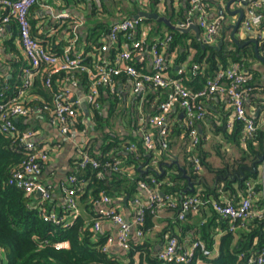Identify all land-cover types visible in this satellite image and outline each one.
Wrapping results in <instances>:
<instances>
[{
  "label": "built area",
  "instance_id": "obj_1",
  "mask_svg": "<svg viewBox=\"0 0 264 264\" xmlns=\"http://www.w3.org/2000/svg\"><path fill=\"white\" fill-rule=\"evenodd\" d=\"M37 0H0V34L8 31L10 25L17 29V40L23 51L26 63L21 68V81L17 90L9 96L0 93V131L13 133L19 139L20 152L25 156L20 167L12 171L9 182L24 190L28 197H33L39 188L42 189V212L45 218L65 224L81 213V206L77 199L79 187L77 174H70L64 183L65 209L68 214L59 215L55 210H49L51 204V187L43 184L44 166L51 158L49 144L37 140L39 130L31 125L22 127L18 121L32 118L38 114L48 117L49 122L58 128L61 135L73 138L77 131L86 133L83 124H86V112H97L98 115L106 113L103 100L104 90L120 96L119 87L130 86L134 94L140 93L145 87L155 89L165 88V98L159 102V108L154 113H141L140 123L147 125L142 129V144L145 150L156 148L157 141L162 148L169 147L167 137L171 131L170 115L174 108L181 107L185 125L190 129L189 143L196 147L201 142L199 124L207 117L206 99L215 95L224 96L229 102L232 115L228 121L230 127L237 120L244 123V138L251 137L258 127L256 119L248 114L247 104L253 94L254 83L252 74L239 61H234L227 67H220L210 76L203 87L192 89L184 83L185 67L177 69V74L168 72L166 48L170 46L171 35L158 38L153 41H145L147 34H138V27L143 22L142 17L124 16L110 25V29L103 43L96 47L95 44L86 52L85 49H77L80 26L82 20L76 22L71 30L72 38H67V43L61 51L46 47L41 38L32 33L30 11ZM142 5L147 0H139ZM247 2V12L242 20L243 27L247 31L257 33L262 40V54L264 55V0H240ZM99 2V0H97ZM210 2L207 0H189L187 20L183 23L188 26L196 22L205 34L211 37L217 35L224 21V14L212 17L210 15ZM58 18H65L66 13H60ZM124 37L127 46H121L120 38ZM116 45V46H114ZM115 51H112V47ZM109 52V53H105ZM151 55V66L148 69H140L138 63ZM195 72L200 66L193 65ZM42 72L44 86L53 91L50 102L32 105L23 98L35 82L36 76ZM77 72H83L86 76L84 83ZM64 73L59 84L55 86L54 78ZM9 78V77H8ZM7 77L1 80L3 87H8ZM2 96V97H1ZM87 103L88 110L83 107ZM24 122V121H23ZM158 130V137L151 129ZM133 151L138 148L136 141H131L126 147ZM106 156L108 169L116 172L124 171V161L116 155L114 150L108 151ZM80 168L88 164L97 167L100 161L91 155L88 150L80 151ZM154 160V159H153ZM194 169L201 171L203 165L198 154L191 157ZM259 176V175H258ZM162 182L155 177L150 181L141 180L139 187L146 190L148 198L144 201L136 196V213L132 221L127 220L113 203L110 194L102 193L97 205L104 206L99 209L93 224L95 233H99L102 220L109 218L118 225L116 238L110 236L103 247L109 250L110 244L117 242L123 249L131 247L132 232L141 238L145 235L140 225L144 223L147 212L157 214L158 211L170 205L178 207V218H186L189 212L200 211L203 207L211 208L220 218H228L230 230L235 229L236 221H249L254 217L264 219V178H248L246 189L239 200H218L204 198L200 192L187 193L178 203L171 194L160 190ZM260 187H259V186ZM190 246L183 248L179 237H168L164 248L159 252L158 258L164 263H188L193 260L196 249L200 248L204 254H211L204 240L198 238L190 242ZM58 246L68 247L67 240L57 243ZM248 264H264V248L257 254L248 256ZM0 264L2 261L0 260Z\"/></svg>",
  "mask_w": 264,
  "mask_h": 264
},
{
  "label": "trees",
  "instance_id": "obj_2",
  "mask_svg": "<svg viewBox=\"0 0 264 264\" xmlns=\"http://www.w3.org/2000/svg\"><path fill=\"white\" fill-rule=\"evenodd\" d=\"M188 8L189 4L177 12L173 10L170 13L168 9L161 11L154 2H150L146 5L135 6L134 11L128 16H133V13L140 10L157 11L169 16L172 23L177 24L179 21L184 23L187 20ZM98 11L101 12L100 10ZM144 21L145 23H150V32L147 36V41L150 42L171 35V46L166 48V52L169 54L175 48H181L175 64L182 66L183 63H186L184 83L187 87L192 86V89L203 87L206 80L217 69L227 67L234 61L241 62L252 74L254 80L255 71L249 67L247 60L251 58L256 59L257 56L246 47L230 48L227 42H224L219 49L208 44H205V47H203L202 41L194 33L180 32L177 29L165 25L163 21L153 18H145ZM165 26L167 30L163 31ZM96 27L98 32L94 33L95 38L90 41L91 43H86L88 45L87 52L88 48L90 49L93 44L99 47L103 43L102 41H104L101 39L102 36L106 38V34L110 29L109 24L103 21H100ZM32 33L37 36L34 26H32ZM17 37L18 33L15 28L13 38L17 39ZM56 41L55 34H52L48 39L44 38L41 40L48 48L56 44ZM258 41L262 44L261 38L258 37ZM61 44L63 42L56 44L55 50L61 51L63 48ZM10 45L13 50H16L18 56L13 61L15 69L11 71L9 78L1 68L2 65H0V93L3 91L6 94L5 96H9L17 90L16 87L21 81V68L26 63L20 50L16 48L15 43L10 42ZM194 64L200 66L198 72H195ZM171 71L173 75L177 74L175 66ZM77 75L86 83L87 78L83 72H77ZM63 76L64 73L55 76V86L59 84L58 80ZM6 77L8 87H3L1 80L5 81ZM187 77L193 79L192 83L186 82ZM43 79V73L39 72L33 86L23 98L29 104H42L43 102H50L52 100L53 91L44 86ZM166 93L167 89L165 88L156 89L155 98H159L160 102L165 98ZM102 98L108 102L109 108L107 113L98 115L97 112H94L89 117L87 116L93 126L92 131L97 132L99 130L100 136L96 137V140L99 141L101 139L102 143L95 146L96 140H94L89 147H86L91 155L99 159L100 165L94 167L88 164L86 167L80 168L79 164L81 159L78 158L74 163V171H71V174L78 175V181L75 186L79 187L77 199L82 209L96 218L98 215H96L97 201L100 200L102 193H108L114 196V200L117 196L132 195L138 191L141 180L150 181L151 177H155L158 181L162 182L160 190L166 194L173 195L178 206V203L187 194L184 190L186 189V184L188 185V178L183 176V172L179 167L175 163L170 165L164 162L167 156H162L161 160L157 159L156 162H153V150H145L142 144V137L141 140L139 136L133 135L120 137V134L115 133L113 130L116 120L119 118L123 119L126 114L125 112H127L130 115L129 119L132 121V125L138 131L140 126H142V123L139 122L140 108L138 102H134V108L129 109L123 107V99L117 96L116 93H109L107 96L103 95ZM144 107L146 114L152 112L150 107H146L145 104ZM123 122L125 123V121ZM18 123L24 127L20 121ZM177 125L178 123L174 125V129L178 128ZM182 129L184 137L189 140L190 129L185 124ZM243 130L244 123L237 120L233 126L232 133L226 132L239 146H241L242 142L245 146L242 148L243 155L230 164L232 167L228 166V163L225 166L214 167L207 161L205 152L200 148L203 140V134H201V142L197 145L195 151L200 156L202 165L215 172L218 176L219 185H222H218L215 188L205 187L199 190L204 198L223 200L220 197V193L224 190L230 191L232 195L237 194L238 190L245 192L246 180L248 178L258 177L259 165L261 163L259 158L264 154V128L257 127L252 136L247 138H244ZM170 135L171 131L167 137L168 140ZM131 141L138 143L136 150L130 151L125 148ZM16 145H19V139L13 133L0 131V260L2 264H174L160 261L158 257L152 254L151 245L137 239L131 240V247L124 254L104 250L103 247L107 239L99 233H95L93 230L95 218H88L85 212H81L67 224L64 222L56 223L46 219L41 209L42 199L28 197L24 190L9 182L12 171L20 167L25 159L24 154L20 152L21 147H17ZM112 149L117 156L124 160V165L134 168L133 178H129L122 172L108 169L107 162H109V158L106 156V153ZM194 153L187 152L185 154V159L190 168H188L190 178L193 182H204L205 180L203 179L201 171H197L193 167L191 157ZM142 164L149 165L148 173H141L139 171L138 167ZM164 165L168 167H164ZM160 166L161 169H159ZM230 168L234 169V171H230ZM232 175H235L234 179L231 178ZM243 176L245 178H242ZM194 192H198V190L194 189L188 193ZM113 203L115 205L114 201ZM52 204L53 202L51 201L49 210H55ZM166 207L173 210L174 215L178 216V207L170 205H166ZM58 213L59 215H63L68 214V211L63 207ZM156 215L147 212L144 223L140 225L144 233L154 226V217ZM205 223L201 230L202 238L210 250L214 242L213 233L215 229L213 228L220 225L224 230L221 237L219 254L206 255L200 248H197L192 261L180 264H197L198 260L202 261L201 264H248V256L257 254L264 248V219L254 217L245 222L236 221L234 223L235 229L230 230L229 219L220 218L218 214L212 212L208 221ZM64 240L69 242L68 247L57 245L58 242Z\"/></svg>",
  "mask_w": 264,
  "mask_h": 264
},
{
  "label": "crops",
  "instance_id": "obj_3",
  "mask_svg": "<svg viewBox=\"0 0 264 264\" xmlns=\"http://www.w3.org/2000/svg\"><path fill=\"white\" fill-rule=\"evenodd\" d=\"M207 1H209L211 4L210 15L212 17L221 14V6L225 10L222 26L225 24L226 26H229V28L225 29L226 35L224 42L229 43L228 46L230 48L246 47L249 51H253L257 56L256 59L251 58L247 60L249 67L255 71L253 80L255 89L247 104V112L256 119L258 127L264 128V62L257 55L255 50L257 42L259 52L262 54V44L260 41H258V35L255 32L245 30L243 24H241L240 28L236 32V35L239 39V44L236 43L231 39L230 33L233 29L231 25L235 23L239 14H230L228 11H226L227 0ZM150 2H154L161 11L168 9L170 13H172L173 10L177 12L181 10L182 7H187L189 4V0H147L143 5H146L147 3L149 4ZM137 5L142 6V3L139 0H99V2H97V0H37L35 5L31 8L30 21H32V26H34V30L37 32V36H39L41 40L44 38L48 39V37H50L52 34H55L57 39L56 44L63 42L61 45L64 46V44L68 42L67 38H72L73 35L71 34V30L74 28L76 22L82 20L83 24L80 26L78 33L79 39L76 45L77 49L86 50L88 46L86 43H91L90 41L95 38L94 33L98 32L96 26L100 21L107 22L110 26L117 19L131 14ZM240 7H242V4L239 0L233 2L231 5L232 9ZM97 9L101 12H99ZM244 9L246 15L247 6H245ZM138 12L133 13L132 15L135 16ZM60 13H66L68 16L65 18H58L57 15ZM160 14H162V12H160ZM144 19L138 27V34H147L148 36L150 32V23H145ZM222 28L223 27L220 28V31L217 33V35L212 37V44L219 42L221 37L224 36ZM165 30H167L166 26L163 28V31ZM14 32L15 25H10L7 32L0 34V65H2L1 68L8 75V77L11 76V71L15 69L13 61L16 56H18L16 50L12 49L10 42L15 43V46L20 50L22 57H25L18 40L13 38ZM191 33L195 34L194 31H191ZM202 35H206L205 32H202ZM104 37L105 36H102L101 39L104 40ZM145 41L147 42V37L145 38ZM120 43L121 46H127L123 36L120 38ZM56 44L52 45L50 48L55 49L57 46ZM114 46L112 47L113 52L115 51ZM180 49V47H177L169 54L165 51L168 62V72L170 74H173L171 69L174 66L176 70L181 67L180 64H175V60L179 55ZM147 55V58L144 60L140 59L139 63L137 64L140 69H148L151 66V55L149 52ZM182 66L185 67L186 63H183ZM62 78L57 79L60 81ZM192 81L193 79L189 77L186 82L192 83ZM189 87L193 88L192 86ZM119 91L120 97L123 99V107L125 108L133 109L134 102H138L140 114L146 113L144 111V104L146 107H150V110L152 111L150 113L157 111L159 108V98H155L156 89L153 87H145L140 93L137 94L132 92L130 86L119 87ZM109 93L110 92L104 90V95L107 96ZM104 103L107 113L109 105L106 99L104 100ZM205 105L207 117L199 124L200 132L203 134V140L201 144L199 143L200 148L205 152L207 161H209L214 167L225 166L227 163L229 164L228 166L232 167L230 164L243 155L242 148L245 146L243 142L241 143V146H239L236 142H234L232 137L226 134V132L232 133L233 131V126L230 127L228 125V121L232 115L231 106L227 99L221 95H215L206 99ZM86 113L88 117L91 115L90 111H87ZM125 113L126 114L123 117L124 120L122 118L116 120L113 130L115 133L120 134V137L133 135L139 136L141 140L142 129L147 128V126L142 125L138 131H136V127L132 125V121L129 119V113ZM87 116L86 119L88 120ZM122 120L125 121V123ZM20 122L23 126L31 125L36 127L39 130L37 140L49 144L51 149V158L44 166L41 180L43 181V184L51 187V201L53 202L52 205L55 210L59 212L63 207H65L64 183L67 181L71 171H74V163L80 157L81 149L87 146L89 147V145H91L93 141L96 140V137L100 136V133L98 131H93L90 135L86 136V133L77 131V134L73 138L68 139L67 137L61 135V133L58 131V128L52 125L49 122L48 117L43 114H38L32 118L22 119ZM87 122L88 123L86 124L90 125L89 120ZM170 123L171 135L169 137V147L162 148L160 142L158 141L159 144L157 143L156 148L153 150V162H156L157 159L161 160L162 156H167L164 162H167L170 165L175 163V165H177V167H179V169L183 172V176H185L184 170L187 174H189L190 169L188 162L185 159V154L187 152H195L194 154H197L195 151L197 146L195 148L192 147L188 138L184 137L182 127L185 124V119L181 107H176L173 109L170 115ZM176 123H178V128L174 129V125ZM151 131L154 133V135H156V137H158V130L156 128L151 129ZM100 143H102L101 139L99 141L96 140L95 146L100 145ZM164 167L168 166L164 165ZM138 168L141 173L149 172V165L142 164L139 165ZM230 171H234V169L230 168ZM134 172V168L124 165V171L122 172L124 175L128 176L129 178H133ZM167 173H169V171H167ZM201 174L203 175V179L205 180L204 182L206 184L203 181L194 182L195 189L198 191L204 189L205 187L215 188L219 185L218 176L215 172L203 167ZM258 175L261 176V179L264 178V163L262 162L259 165ZM187 186L188 185L186 184L185 187ZM243 194L244 192L242 190H238L237 194L233 195L230 193V191L224 190L220 193V197L223 200H239ZM136 196H139L144 201H146L148 198V193L146 190L138 187V191L132 195L126 194L122 197L117 196V198L115 197V200L113 198L114 196L111 195L117 209L129 221L133 220L136 213L137 208L134 202V198ZM33 197H35V199L41 198H36V193ZM102 207L104 206H96V215L99 213V209ZM81 212H85V210L82 209V206ZM211 214V208L205 206L200 211L189 212L186 218L180 219L178 216L174 215L173 210H170L164 206L154 217V226L145 232V235L141 238L137 237L135 232H132V239L141 240L142 242H146L148 245H151L152 254L156 257H158L159 252L164 248L165 243L171 234L178 236L181 246L183 248H187L190 246V242L194 239L200 238L204 240L202 238L201 232L203 228L202 226L206 224L205 222L208 221ZM86 216L90 219L95 218V216L89 214V212L86 213ZM118 229V225L106 217L102 220L99 234L106 239H108L110 236L116 238ZM213 229H215V232L213 233L214 242L211 247V254L217 255L220 251V242L224 230L220 225ZM109 250L113 253L122 254L127 251L123 249L117 242L110 244ZM201 263L202 261L198 260L197 264Z\"/></svg>",
  "mask_w": 264,
  "mask_h": 264
},
{
  "label": "water",
  "instance_id": "obj_4",
  "mask_svg": "<svg viewBox=\"0 0 264 264\" xmlns=\"http://www.w3.org/2000/svg\"><path fill=\"white\" fill-rule=\"evenodd\" d=\"M235 1H238V0H227L226 1V11H228L230 14H239L237 20L235 21V23H233L231 25V27L233 28L231 33H230V36H231V39L234 40L236 43L239 44V39H238V36L236 35V32L237 30L240 28L241 24H242V20L245 16V9L244 7L247 5V2L246 1H240L241 4H242V7L240 8H236V9H232L231 8V5L233 2ZM220 13L221 14H224L225 13V10L224 8L221 6L220 7ZM136 18L138 17H142V18H153V19H157L159 21H163L166 25L174 28V29H177L178 31L180 32H183V33H188V32H191V31H194L195 32V35L198 39H200L203 43V47H205V44H208V45H211L213 46L214 48L216 49H219L222 47V45L224 44V40H225V29L226 28H229V26H226L225 24H223V32H224V36L221 37L220 41L218 42V45H215V44H212L211 41H212V37L208 34L206 35H202V29L200 28V26L196 23V22H192L191 24H189L188 26H184L183 23L181 21H179L177 24H173L172 21H171V18L166 16V15H162L160 14L159 12L157 11H148V10H140L136 15H135ZM256 42V41H255ZM255 50H256V53L257 55L261 58V60L264 62V56L259 52V48L257 46V42H256V47H255ZM83 107L85 108V110H87V103L84 102L83 103ZM259 160L264 163V154L259 158ZM161 169V166L160 168ZM184 170V169H183ZM184 175L188 178V186L186 187V189L184 190L186 193L190 192V191H193L195 189V186H194V182L191 180L190 178V175L187 174L184 170ZM231 178H235V175H232ZM242 178H245V176H243ZM42 196V189L39 188L36 192V198H40Z\"/></svg>",
  "mask_w": 264,
  "mask_h": 264
},
{
  "label": "rangeland",
  "instance_id": "obj_5",
  "mask_svg": "<svg viewBox=\"0 0 264 264\" xmlns=\"http://www.w3.org/2000/svg\"><path fill=\"white\" fill-rule=\"evenodd\" d=\"M215 45H218V42H216ZM87 121H88V120H87ZM87 121H86V122H87ZM87 123H88V122H87ZM87 125H88V124H83V126H81V127H83V129L86 130V136H87V135H90V134L93 132V131H92L93 129H92V126H91L92 124L90 123V125H88V126H87ZM115 127H116V126H115ZM98 131H99V130H98ZM258 177H260V176H258Z\"/></svg>",
  "mask_w": 264,
  "mask_h": 264
}]
</instances>
